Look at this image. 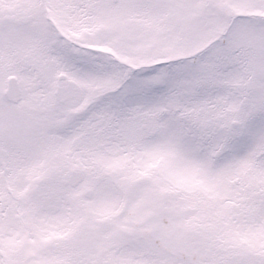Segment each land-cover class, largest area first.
<instances>
[{
	"label": "snow or ice",
	"instance_id": "snow-or-ice-1",
	"mask_svg": "<svg viewBox=\"0 0 264 264\" xmlns=\"http://www.w3.org/2000/svg\"><path fill=\"white\" fill-rule=\"evenodd\" d=\"M0 264H264V0H0Z\"/></svg>",
	"mask_w": 264,
	"mask_h": 264
}]
</instances>
